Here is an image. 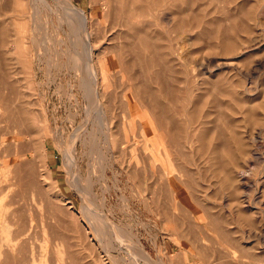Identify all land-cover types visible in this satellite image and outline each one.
<instances>
[{"label":"rangeland","instance_id":"obj_1","mask_svg":"<svg viewBox=\"0 0 264 264\" xmlns=\"http://www.w3.org/2000/svg\"><path fill=\"white\" fill-rule=\"evenodd\" d=\"M111 1L0 0V264H264V0Z\"/></svg>","mask_w":264,"mask_h":264},{"label":"bare ground","instance_id":"obj_2","mask_svg":"<svg viewBox=\"0 0 264 264\" xmlns=\"http://www.w3.org/2000/svg\"><path fill=\"white\" fill-rule=\"evenodd\" d=\"M121 1H122V0H112L111 3H112V5H113L114 8H115V7H116L115 4L118 5V2H119L120 5L123 4V2L121 3ZM167 1H168V2H167ZM170 1H171V0H170ZM222 1H224V0H222ZM227 1H228V0H227ZM229 1H230V0H229ZM152 2L154 3V1H152ZM155 2H157V1L155 0ZM166 2H167L168 4H170V3H169V0H165V3H166ZM225 2H226V1H225ZM234 2H235V0H234ZM153 3H152V5L155 4V3H154V4H153ZM230 3H231V2H230ZM157 4H159V3L157 2L156 5H157ZM219 4H220V3H219ZM221 4H222V3H221ZM227 4H228V3H227ZM231 4H232V3H231ZM152 5H151V6H152ZM165 5H166V4H165ZM170 5H171V4H170ZM122 6H123V5H122ZM162 6H164V5L162 4ZM152 7L154 8V7H156V6H152ZM225 7H226V6H225ZM114 8H113V9H114ZM165 8H166V7H165ZM168 8H169V6H168ZM120 9L122 10V11H121V14H123V16H124V13H125L124 9H123L122 7L119 6V10H120ZM160 9H164V8L161 7V8H159L158 10H156V8H155V9H151V10H152V11H153V10H156V11L158 12V11H161ZM69 10L71 11V12H70V13H71L70 17H71V16L73 17V18H71V19H72V20L76 19L75 16L72 15V12H74L72 6L69 7ZM16 11H17V10H16ZM157 12L154 11V13H157ZM70 13H69V14H70ZM125 14H126V13H125ZM127 14H130V12L128 11ZM145 14H146V13H145ZM19 15H22V14L19 13ZM74 15H75V13H74ZM82 16H84V15H82ZM127 16H128V15H127ZM13 17H14V16H13ZM13 17H12V18H13ZM123 18H124V17H123ZM123 18H121V20H119V21H121V22H126V21H127L126 23H127L129 26H130V25L133 26L134 20H132V21H131V20L128 21V18H127V17H126V20H125V19L123 20ZM14 19H15V18H14ZM18 19H19V17H18ZM16 20H17V19H16ZM16 20H13V21L16 22ZM20 20H22V19H20ZM20 20H19V21H20ZM154 20H155V18H154ZM74 21H75V20H74ZM17 22H18V20H17ZM132 22H133V23H132ZM139 23H140V22H139ZM139 23H138V24H139ZM13 24H14V22H13ZM16 24H17V23H16ZM16 24H15V26H16ZM18 24H19V23H18ZM18 24H17V25H18ZM120 24H121L122 26H124L123 24H125V23H123V24L120 23ZM148 24H149V23H148ZM2 26H3V25L0 23V33H1L2 28H3ZM15 26H14V27H15ZM118 26H119V25H118ZM132 26H131V27H132ZM146 26L148 27V25H146ZM18 27L21 28L20 24L18 25ZM18 27L16 26L15 28L18 29ZM126 27H127V26H126ZM149 27H150V26H149ZM23 29H24V28H23ZM23 29H22V30H23ZM18 30H20V29H18ZM18 30L16 31V33L18 32ZM22 30H21V33H22ZM135 31H136V30H135ZM19 33H20V32H19ZM23 33H24V32H23ZM17 34H18V33H17ZM0 35H1V34H0ZM20 35H22V34H20ZM230 44H231V43H230ZM24 49H25V48H24ZM80 51H81V50H80ZM249 77H250V76H249ZM5 84H7V83H5ZM165 88H166V87H165ZM170 88H171V87H170ZM170 88H169V89H170ZM168 91H169V90H168ZM182 91H183V90H182ZM12 92H14V91H12ZM165 92H166V91H165ZM17 93H18V92H17ZM13 94H14V93H13ZM15 94H16V90H15ZM15 94L13 95V97L15 96ZM17 95H18V94H17ZM168 96H169V95H168ZM181 96H182V95H181ZM6 97H7V96H6ZM164 97H165V96H164ZM8 98H9V97H8ZM171 100H172V99H171ZM10 104H11V103H10ZM183 105H184V104H183ZM0 106H1V105H0ZM11 106H12V105H11ZM3 108H4V107H3ZM18 108H19V107H18ZM157 108H158V113H159L160 115L165 116V114H163V113H164V109H163V107H162L161 105H159V106H157ZM262 108H263V107H262ZM7 110H8V109H7ZM8 111H10V110H8ZM8 111H6V112H8ZM0 112H1V111H0ZM10 113L12 114V112H10ZM13 113H14V112H13ZM249 113H250V112H249ZM0 114H1V113H0ZM4 114H5V113H4ZM7 114H8V113H7ZM11 114H10V115H11ZM10 115H9V116H10ZM168 115H169V114H168ZM0 116H1V115H0ZM7 116H8V115H7ZM7 116H5V117H7ZM9 116H8L7 118H9ZM12 116H15V115H12ZM19 116H20V114H19ZM258 116H259V115H258ZM2 117H3V116H1L0 118H2ZM7 118H6V119H7ZM13 118H14V117H13ZM16 118H17V117H16ZM16 118H15V119H16ZM4 119H5V118H4ZM6 119H5V120H2V119H1L0 122H1V121H5V122H6ZM9 120H10V119H9ZM18 120H19V119H17V120H16L17 122H16V121H14V119H13V121L16 122V123H15V126H19V124H18L19 121H18ZM10 121H11V120H10ZM22 121H24V120H22ZM7 122H8V121H7ZM12 123H13V122H12ZM163 123H164V122H163ZM165 123H166V122H165ZM5 124H6V123H5ZM13 124H14V123H13ZM144 124H145V123H144ZM155 124H156V123H155ZM147 125H148V124H147ZM23 126H24V125H23ZM23 126H22V127H23ZM0 127H1V126H0ZM159 127H162V126H159ZM159 127H158V129H161V128H159ZM3 128H6V126L3 127ZM1 129H2V128H1ZM1 129H0V131H1ZM22 129H23V128H22ZM218 129H219V128H218ZM3 130H5V129H2V131H3ZM161 130H162V129H161ZM186 130H187V129H186ZM6 131H7V130H6ZM13 131H14V130H13ZM19 131H20V129H19V130H18V129L16 130V132H19ZM21 131H22V130H21ZM146 131H147V130H146ZM146 131H144V132H146ZM164 131H166V130H164ZM164 131H162V132H164ZM172 131H173V130H172ZM217 131H218V130H217ZM16 132H15V134H17ZM23 132H24V131H23ZM186 132H187V131H186ZM219 132H220V131H219ZM13 133H14V132H13ZM13 133H12V134H13ZM21 133H22V132H21ZM221 133H222V132H221ZM18 134H20V133H18ZM23 134H24V133H23ZM160 134H161V135H160ZM162 134H163V133H161V131H159V134H157V136L159 135V137H160V138L158 139V144H157V146L160 147V149L162 150L163 154H164L165 157H166L165 160H167L168 164H170V156H171L170 153H171V151H170V148L167 147V146H169V145H167V144H169V142H168V140H167L168 137L166 138V141H167L168 143L166 144V143L164 142V140H165L164 138H165L166 136H169V135H166V132H165V133H164L165 136H164V134H163V137H162ZM1 135H2V134H1ZM1 135H0V136H1ZM4 135H5V134H4ZM13 135H14V134H13ZM145 135H146V134H145ZM252 138H253V137H252ZM3 139H4V138L0 137V152H2V154H3L4 152H6V153L8 152L7 155H9V154H10V153H9V150H10L11 148H10V149L7 148V149H8V151H7V149L4 147V145H5L6 143H5V144L3 143ZM168 139H169V138H168ZM170 139H172V138H170ZM4 140H5V139H4ZM144 140H145V139H144ZM11 141H12V140H11ZM173 141H174V139H173ZM253 141H254V140H253ZM174 142H175V141H174ZM208 142H209V141H208ZM225 142H226V141H225ZM170 143H172L171 140H170ZM207 144H208V143H207ZM17 145H18V144H17ZM172 145H173V144H172ZM200 145H201V144H200ZM259 145H260V144H259ZM144 146H145V145H144ZM227 146H228V145H227ZM7 147H8V146H7ZM10 147H11V146H10ZM15 147H16V145H15ZM15 147H14V148H15ZM218 147H219V146H218ZM218 147H217V148H218ZM220 147H221V146H220ZM14 148H13V149H14ZM168 148H169V149H168ZM181 148H182V147H181ZM243 148H244V147H243ZM17 149H19V148H17ZM22 149H23V148H22ZM22 149H21V150H22ZM19 150H20V149H19ZM21 150H20V151H21ZM24 150H25V149H24ZM225 150H226V149H225ZM243 150H244V149H243ZM169 151H170V152H169ZM25 152H26V151H25ZM221 152H222V151H221ZM14 153H15V155H17L16 153H18V155H19V151L16 150V149H15V152H13V153L11 152V154H14ZM21 153H24V152H21ZM21 153H20V155H23V154H21ZM252 153H253L252 156H254V155L256 156L255 152H251V154H252ZM0 154H1V153H0ZM2 154H1V155H2ZM1 155H0V157H1ZM164 155H163V156H164ZM218 155H219V154H218ZM220 155H221V154H220ZM229 155H230V154H229ZM2 156H3V155H2ZM4 156H5V155H4ZM252 156H251V157H252ZM20 157H21V156H20ZM20 157H19V158H20ZM1 158H2V160H0L1 163H4L6 159H4L3 157H1ZM220 158H221V157H220ZM229 158H230V157H229ZM252 158H253V157H252ZM25 159H26V158H25ZM253 159H254V158H253ZM172 161H173V160H172ZM18 163H19V162H18ZM20 163H21V161H20ZM11 164H12V163H11ZM15 164H16V163H15ZM221 164H222V162H221ZM0 165H1V164H0ZM12 165H14V164H12ZM16 165L18 166L19 164H16ZM192 165H193V164H192ZM223 165H224V164H223ZM250 165H251V164H250ZM10 166H11V165H10ZM169 166H170V165H169ZM251 166H252V165H251ZM222 167H224V166H222ZM15 168H16V167H15ZM170 168H171V169H170V172H171V171L173 170V168H172L171 166H170ZM17 169H19V168H16V171H15L11 176H8V178H1V176H0V227H2L1 224H4L5 222H6L7 226H10L11 224H13V226L15 225L14 230L12 229V230H13V231H12V237L10 238V240L7 239L8 242H10V243L12 242L11 244H8L10 247H11V246H14V244H16V242H18V241L21 242V243H23V242H24V239H26L25 237L27 236V234H28L30 228L32 227V229H33V226H34V225H33V220H34V218H32V217L29 216V221L26 222V221H24V219H23V217H22V215H23L24 213L22 212V208H21V207L24 205L25 201L28 200V199H25V198L27 197L26 194L19 198V200H22V201H21V202H22L21 204L18 203L19 200L15 199V198L13 197V195H17V194H14V193H13L12 196H9L8 202H5V200H4V203H5V204L2 203V200H3L5 197H7L8 193H9V192H12V191L14 190L13 187H14V186H17V187H18V185H17V183H18L17 180H19V179H17V177H16V174H17V171H18ZM14 170H15V169L12 168L11 171H14ZM18 172H19V171H18ZM168 172H169V171H168ZM224 172H225V171H224ZM244 173H245V172H242L241 174H244ZM167 174H168V173H167ZM17 176H18V175H17ZM18 177H19V176H18ZM22 177H23V175H22ZM30 177H31V176H30ZM25 180H26V179H25ZM21 181L23 182V180L20 179V183H19V184H21ZM28 181H29V180H28ZM245 181H246V180H245ZM25 182H26V181H25ZM24 184H25V183H24ZM24 184H23V185H24ZM30 184H31V183H30ZM249 184H251V183H249ZM21 185H22V184H21ZM21 185H19V187H20ZM23 185H22V186H23ZM25 185H26V187H27L28 183L25 184ZM25 185H24V186H25ZM22 186H21V187H22ZM21 187H20V188H21ZM243 187H244V186H243ZM22 188H23V187H22ZM250 188H251V187H250ZM17 190H18V189H17ZM18 191H20V190H18ZM18 191H17V192H18ZM25 191H27V190H25ZM15 192H16V191H15ZM24 193H25V192H24ZM22 194H23V190H21V195H22ZM244 199H245V198H244ZM257 199H258V198H257ZM251 201H252V200H251ZM240 202H241V201H240ZM15 203H16V204L18 203V205H19L18 208L13 209V210L11 211V213H9V214L4 213V210L6 209V207H4L5 205H6V206H11V205H13V204H15ZM25 205H26V204H25ZM50 214H51V213H50ZM259 217H260V216H259ZM24 218H26V217H24ZM16 219H17V220H16ZM26 219H27V218H26ZM35 220H36V219H35ZM35 220H34V221H35ZM240 221H241V220H240ZM35 222H36V221H35ZM35 222H34V223H35ZM229 223H230V222H229ZM230 224H232V223H230ZM252 224H253V223H252ZM254 227H255V226H254ZM34 228H35V227H34ZM36 228H38V227H36ZM36 228H35V229H36ZM1 229H2V228H1ZM200 230H201V229H200ZM31 233H32V234H31ZM31 233H29V235L31 234V236H33V232H31ZM34 233H35V231H34ZM233 233H234V232H233ZM29 235H28V236H29ZM29 237H30V236H29ZM231 237H232V236H231ZM30 238H31V237H30ZM28 239H29V238H28ZM31 240H32V239H31ZM238 240H239V239H238ZM26 241H27V240H26ZM26 241H25V242H26ZM27 242H29V241H27ZM31 243H32V242H31ZM24 244H26V243H24ZM28 245L30 246V243H28ZM15 247H16V246H15ZM18 247H19V243H18ZM23 247H24V245H23ZM25 247H28V246H25ZM30 247H31V246H30ZM30 247H29V248H30ZM20 248H22V246L19 247V249H20ZM4 249H5V248H4ZM8 249H9V248H8ZM15 249H16V248H15ZM19 249H18V250H15V252L17 251V253L20 252V254H22L23 252L21 253V250H19ZM23 249H24V248H23ZM223 249H224V248H223ZM9 250H12V248L9 249ZM24 250H25V249H24ZM24 250H22V251H24ZM27 250H28V248H27ZM24 252H26V251H24ZM2 253H3V251H2ZM4 254H5L4 257L1 258V259H2L1 263H2V264H6V263H8L7 260H9L8 257L10 256V255H8L6 252H5ZM11 254H12V253H11ZM18 254H19V253H18ZM20 254H19V255H20ZM30 254H31V253L29 252V255H30ZM34 256H35V255H34ZM10 258H11V257H10ZM26 258H28L27 254H26ZM22 259H24V258H22ZM10 260H11V259H10ZM10 260H9V262H10ZM26 260H27V259H25V261H26ZM15 261H17V260H15ZM20 261H21V260H19V262H20ZM25 261H24V262H25ZM28 261H29V260H28ZM31 261H32V260H31ZM25 263H27V262H25ZM25 263H24V264H25ZM28 263H29V262H28ZM15 264H16V262H15ZM17 264H18V263H17ZM19 264H21V263H19ZM30 264H31V263H30Z\"/></svg>","mask_w":264,"mask_h":264}]
</instances>
